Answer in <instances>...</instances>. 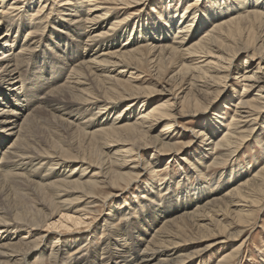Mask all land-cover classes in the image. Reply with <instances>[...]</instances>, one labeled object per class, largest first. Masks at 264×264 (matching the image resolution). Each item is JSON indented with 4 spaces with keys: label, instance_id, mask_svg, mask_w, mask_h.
Wrapping results in <instances>:
<instances>
[{
    "label": "bare ground",
    "instance_id": "6f19581e",
    "mask_svg": "<svg viewBox=\"0 0 264 264\" xmlns=\"http://www.w3.org/2000/svg\"><path fill=\"white\" fill-rule=\"evenodd\" d=\"M151 1L0 0V30L2 26L6 27L0 35V188L4 186L7 189L4 192L6 194L0 191V238L3 239L7 234L10 242H0V264H30L29 259L33 256L34 264H118V259H123L122 264H195V260L201 256L198 254L226 243L229 239L240 238L254 224V215L264 206V164L249 178L231 185L223 197L210 199L211 196L207 201L203 199L212 192L210 189L214 179L212 181L207 174L202 173L198 184L190 185L189 188L183 185L181 194L173 192L169 195L176 197L178 203L177 211L172 214L166 208L169 206L168 200L161 190L154 194L152 186L147 189L144 187L141 194L150 196L143 195L140 204H134L132 214L135 223L127 220L116 228L114 221L109 223V226L104 227V234L109 232L107 240L92 247L89 255L84 257H73L74 250L71 247L77 241H81V246L90 240L96 232L94 229L86 231L89 234L85 237L80 235L84 231H76L70 242L60 245L59 237L51 234L44 236L37 232L45 227L71 229L72 226L86 224L82 221L81 211L73 206L81 204L85 198L94 199L84 205L82 212H86L85 216L95 214L100 211L90 209L88 205L97 204V192L104 194V203L113 195L110 192L104 193L106 189L119 187L126 191L136 184L141 178L138 169L140 164L137 161L142 162L140 158L145 150L153 148L158 154L180 151L175 138L169 136L176 131L178 115H196L208 110L218 100L217 97L229 88L232 66L240 55L249 54L243 69L236 71L237 77L233 79L242 83L238 100L230 103L234 115L227 120L226 113L224 115L218 112L212 123L214 128L207 130L208 134L202 131L196 137H204L207 141V149H204L203 154L207 158L215 157L210 165L220 167L226 165L250 138H259L256 135L257 125L262 123L260 128L264 130V0H207L213 5L208 11H202L205 0H194L186 8L170 6L171 9L167 12L155 11L158 17L146 19L144 17H149L150 13L147 14L148 10L145 11L144 6L150 5ZM180 1L184 3L187 0ZM172 2L176 3L171 0L169 4ZM139 7L142 9L136 12L135 9ZM45 10L46 14H40ZM55 15L63 17L70 25L57 24L62 28L56 34L57 42L49 36L51 26L58 23ZM131 22L134 24L132 30ZM144 22L148 23L145 31ZM153 22L155 24H149ZM43 25L44 28L41 29ZM139 26L142 27L140 31ZM203 31L209 33L203 36ZM23 32L26 37L21 41L18 38ZM126 34L127 39L119 43L120 38ZM68 36L76 37L78 44L86 37V42H82L85 43L84 54L79 53V58L71 57L78 59L72 61L71 73L64 83L57 85V82L55 85L53 81L50 85L52 78L43 79L49 69L47 61L50 60V65L55 63L50 58L52 52L53 56H59L60 59L61 54L57 53H62L65 44L61 45V42L68 40ZM131 36L134 38L129 43ZM45 44L47 48H44ZM89 46L91 48L88 50ZM74 51L76 48L71 46L66 53L71 56L72 52L75 54ZM146 55L151 61L152 58L156 59L153 66L158 74H163L168 62L171 63L175 58L181 60L176 77L190 78L181 98L175 97L174 101L171 98L170 101L145 108L148 99L160 93L151 85L136 84L140 80L136 76L137 65L144 61ZM64 58L67 62L70 57ZM251 62L255 64L252 65ZM55 65L51 66L53 71H50L53 77ZM31 72L34 73L33 80L28 85ZM59 78L61 73L58 72L56 79ZM37 91L41 93L38 94ZM20 96L34 101L26 104L19 99ZM12 98L16 100L18 107L12 103ZM127 101L131 103H127L123 112H120L118 106ZM138 106L141 107L140 112L135 117ZM23 107H29L28 114L20 122ZM47 108L53 114L52 122L56 129L59 128L58 125L60 128L64 126L68 135L66 137L63 131L58 130L50 132L54 139L49 143L53 145L48 149L52 151L38 149L34 143L36 138L30 135L32 128L38 125V114ZM128 110L130 114L125 115ZM109 115L113 116L110 118ZM224 116L223 122L221 119ZM160 125L163 127L159 133L151 137L150 133ZM69 130L73 131L74 136H71L79 142L76 149L78 152L68 146H60L61 143L70 141ZM10 139V144L5 146ZM258 140L261 141H258L259 146L264 147L263 140ZM53 150H57L60 156L57 154L55 158L50 153ZM149 158L151 159L145 160V164L147 169L151 168L149 170L152 174L157 167L155 164L158 163V158L155 153ZM72 163H81L82 166L71 168L68 165ZM30 164L33 166L29 172H18L16 169ZM59 166L64 171L56 172ZM43 168L46 169V174H38ZM89 169L96 171L91 177H88ZM185 175L187 176L186 173ZM207 180L210 181L205 182ZM8 182L13 185L12 187L9 183V190ZM121 182L126 184L125 188L124 185L120 186ZM169 188L167 186L166 190ZM71 194L79 196L73 200L64 199ZM116 196L119 195H113ZM144 198H148V201H143ZM195 198L198 202H203L190 209ZM70 213L77 214V217ZM56 216L60 218L54 222L53 218ZM152 216L160 225L154 226ZM221 217H226L229 221L227 226L220 225L221 220L218 219ZM138 225L141 226L140 235L150 234L142 254L134 252L136 245H140L142 241L140 238L138 240V231H135ZM208 227H214V230L207 232ZM226 228H239V232H228L225 240L210 243L199 251H191L190 248L180 251L181 247H191L194 244L184 237L185 232H200L202 236L199 242H204L222 235ZM22 231L25 233L21 237L12 238ZM52 236L54 241L49 246L47 241ZM247 240L237 248L233 247L232 253L223 254L222 260L216 264H233L238 258L241 259ZM70 252L73 254L66 257ZM201 260L197 264H202ZM261 262L264 264V260Z\"/></svg>",
    "mask_w": 264,
    "mask_h": 264
},
{
    "label": "rangeland",
    "instance_id": "374dc122",
    "mask_svg": "<svg viewBox=\"0 0 264 264\" xmlns=\"http://www.w3.org/2000/svg\"><path fill=\"white\" fill-rule=\"evenodd\" d=\"M8 1H13V0H8ZM36 1L39 2V0H36ZM175 1H176V3L173 4V2H172V4H169L171 2V0H152L150 2V5L146 4L144 6V8H145L144 10L145 11L148 10L147 14L150 13L149 17L145 16L144 18L147 17L146 19H153L155 17H158L155 15V11L158 12V10H159L160 13L161 12L162 13L167 12V10L171 9L170 6L176 7V8L177 7L180 8L181 6H183V8H186L188 6V4L194 0H187L184 3L180 0H175ZM206 1L207 0H205L204 4L202 5L203 6L202 11H208V9H210V6L211 7L213 6L208 1L207 2ZM22 2H24V0H22ZM27 2H28V0H27ZM222 2H224V0ZM142 7L136 8L135 9L136 12L139 11L140 9H142ZM35 9L37 10L38 6H36ZM45 11L43 13H40V14H43V15L46 14L47 10H45ZM242 11H243V9H242ZM14 15H17V13H15ZM55 16H57V18H58V23L51 26V29H49V31H50L49 36L55 42H57L58 38H57L56 34H59V32L62 29L57 24L64 25L66 23L67 25H69V23L66 22L67 20L66 21L63 20V17L60 16V18H59L58 17L59 15H55ZM120 16H122V14H120ZM66 18L67 17H65V19ZM160 21L161 20L158 18V22H160ZM131 23L133 24V22H131ZM146 23L147 22H144V24H143L144 25V27H143L144 31L147 29L146 25L148 23L147 24ZM149 24H155V23L153 22V23H149ZM141 26H142V24H141ZM29 27H31V25ZM69 27H70V25H69ZM107 27H109V26H107ZM5 28H6L5 26H2V29L0 30V35L2 33H4ZM43 28H44V25L42 26L41 29H43ZM130 29L131 30L134 29V24L131 25ZM140 30H142V27L139 26L138 31H140ZM136 32H137V29L135 27V33ZM203 32H202L203 36L205 34L209 33V31H203ZM59 36H61V33ZM25 37H26L25 32H23L22 35H20V37L18 39L23 41ZM68 37H69L68 40H64L61 42V45L63 43V44H65V46L62 49V53H60V52L57 53V55L61 54L60 59H59V56L58 57L53 56L54 53L52 51H51L52 54L50 53V58L55 63L50 65L51 64L50 60L47 61V62H49V64H48L49 69H48V71H46V74H44V78H43V79H51L52 78L51 83H49L50 85L53 84V81L55 82V85L57 82H58L57 85L64 83L66 78L71 73L72 61L78 59L80 57V56H78L79 53H81L85 50L84 46H83L85 43L82 44V42H86V37L81 39V42L79 44L76 43V40H75L76 37H74V36H72V37L68 36ZM134 37H135V35H134ZM134 37L131 36L129 43L131 41H133L132 39ZM136 37H137V35H136ZM125 38L127 39V34L124 35L122 38H120V41H118V42L120 43L121 41L126 40ZM197 38L199 39L200 37L197 36ZM197 38H195V39H197ZM119 43H116V44L118 45ZM45 46H46V44L44 45V48H45ZM71 46H74L76 48V51H74L75 52L74 55L72 52V55L70 56L69 53H66V51H69ZM60 47H62V46H60ZM46 48H47V46H46ZM49 48L50 47H48V49ZM87 48L89 50L91 48V46H89ZM120 48H122V46H120ZM58 50H60V48H58ZM65 53L68 54V56L70 58H68V56ZM83 54H84V52H83ZM63 56L66 57V59L68 58L67 62L65 61V58ZM75 56H78V58L76 57L75 59H72ZM247 56H249V54L248 55H245V54L240 55L236 58L233 66H232L231 78L228 81L229 88L227 87L226 91L222 92L221 95L217 97L218 100H215V102L212 103V105L209 107L208 110L199 112L196 115H192V114H184L182 116L180 114L178 115V118H177L178 124L175 125L176 131H175V133H170L169 136L171 135V138L172 137H173V139L175 138L174 141H176L178 143L177 148H179L180 151H178V152L174 151V152H171L170 154H162V153L158 154L155 152L157 150L153 149V148H149V149L145 150L144 153H142V155H141L142 157L140 158L142 160V162H140L139 160L137 161L140 164L138 169H139V172L141 173V178L138 180V182L136 184H134L132 187L128 188L126 191H123V189L119 188V187L112 189V190L111 189H106L105 191L103 190L104 193H106V194L110 192V194H113V195L118 194L119 195L116 197H113V195H112L111 198L109 197L107 201H104V203H103L104 194H102L101 192L96 193V195H97L96 199L97 200L96 199L95 200L97 201V204H89L88 208L96 209V210H99L100 212H95V214H89L87 216H85L86 212H82L83 211L82 208L84 207V205L86 206L87 203H91L94 199L87 200L85 198L82 201L83 204L81 203L79 205L73 206L75 209L81 211L80 213H81L82 221L86 222V224L80 225L78 227L72 226L71 229H67L65 227L60 228V229H55V228L49 229V228L45 227V228L39 229L37 232L42 233V235H44V236L45 235L47 236V234H51L53 236L59 237L60 241H59L58 245H60V244H63L64 242H66V243L70 242L72 235L76 231H84V233H82L80 235L82 237H85V236H88V234H89V232H86V231H89L90 229L92 231V229H94V232L95 231L96 232L91 236L90 240H87V238H86L87 242L81 246H79V244H81V241H79V242L77 241V243L73 244V247H71V250L72 249L74 250V251L72 250L74 252V254H73V252H70V253H68V255L67 254L65 255L66 257L69 256V254L70 255L73 254L74 255L73 257H79V258L84 257L85 255L86 256L89 255L92 247H96V246L101 245V243L105 241L104 239L107 240V238L109 237V232L107 231L104 234V227L109 226V223L111 224V222L114 221V228H116L117 225H119L121 222L124 223L127 220H129V222L132 220L133 224L135 223V219H133V214H132L134 212L133 211L134 204H135V206L139 205L140 204L139 201H141V197H143V195L145 197L147 195L150 196V194H147V195L141 194L143 192L144 187L147 189V188L152 186V188H153L152 192L154 194L159 193L158 190L159 191L161 190L162 195L168 200L167 205H169V206H166V208L169 210V213L172 214L175 211H177L178 203L176 202V197H174V198L169 197V195L171 196V194L173 192L175 194H178V193L181 194V192L184 189L183 188L184 186L186 188H189L190 185L192 186V185L198 184L199 176L201 178L202 173L207 174L208 179H210L212 181L214 179V181L212 183L213 186L210 189V191H212V192H210V194H206L208 196H206L203 199L204 201H207L211 196L212 197L210 199H213L215 197H223L224 194H226L229 191L231 185H234V183H237V182L240 183L244 179L249 178L250 175L252 176L254 174V172L257 171L259 169V167L264 164V157H263L264 147L259 146V142H258V141H260V140H258L260 138L261 140H263L262 144L264 143V130H263V128H260V127H262V123L260 124V122H259L260 125H257L258 126V128H257L258 133L256 135L259 138L257 139L254 136L252 138H250V140L247 143H245V146H243L239 150V152H237L232 158H230L228 160L226 165L220 166V167H213V165H210L213 163V159H215V157L212 158V156H208V158H207L204 156L203 152L205 153L204 149L206 148L205 144L207 143V141L204 139V137H196L197 135L199 136L200 132H202V131L204 133H207V134H208L207 130L211 131L210 128L213 127L212 123L216 119L218 112L223 113L224 115L226 113L225 116H226L227 120L229 118H231V115L232 116L234 115V109H233V107H231L232 104H230V103H235L238 100L240 93H241V89H242V83L241 82L239 83L238 80H233V79H235L237 77V76H235L238 73L236 71H239V69L240 70L243 69L242 66H243L244 62L246 61ZM54 57H56V59ZM150 59L151 58L148 55H146L143 58L144 61L142 63H140V65H137L138 70H136V72L137 71L138 72L136 73L137 74L136 76H138V79H140V80L136 84H139V86H147V85L150 86L151 85V87L153 89L155 88L154 89L155 91H157V92L160 91V93H157V94H155V96L148 99V103H147V106L145 108H150L151 106H153L156 103L170 101L171 98H172L171 99L172 101H174L175 97L181 98L182 97V95H181L182 91H184L186 89V87L188 86V82L190 80V78L188 79V77L187 78H185V77L183 78L181 76L176 77L177 71L179 70V63L181 60L175 58L171 63L168 62L167 63L168 65L163 70V74H158L159 73L158 70L154 67L156 64V59L154 60V58H152V61ZM153 60H154V62H153ZM57 61H58V63H57ZM42 63H43V61H42ZM36 64L39 66V63H36ZM55 64H57L58 67ZM142 64H143V66H141ZM251 64L253 65L255 63L251 62ZM37 65H36V67H37ZM54 65L56 67V70H55V72H52V73L54 74L55 77H53L52 74L50 73V71H53L51 66H54ZM59 65H61V66H59ZM60 67H62L63 70ZM31 71H34V70H31ZM34 72L36 73L37 69ZM58 72L61 73V78L56 79ZM32 73L33 72H31V75L29 77L30 80H28V83H27L28 85L33 80V74L34 73L33 74ZM173 76L175 78L172 79ZM39 85H41V83H39ZM161 92H162V94H161ZM37 93L40 94L41 92L37 91ZM19 99L21 101H24V103H26V104L29 103L30 101L31 102L34 101V100H30L29 98H25V97H21V96L19 97ZM15 101L16 100H14L12 98V103H14V105L17 104V102H15ZM122 103L117 108L118 110H120V112L121 111L123 112V109L126 107V105H128L127 103H131V102L127 101V102H122ZM225 106H228V109H225ZM29 107H23V111L21 113L22 115L20 116V122L22 121L24 116L28 114L27 109ZM140 108L141 107L138 106V108L136 109L137 112H135V114H134L135 117H137L136 115L140 112ZM145 108L143 110H145ZM178 111H179V109H178ZM127 113H129V110L126 111L125 115ZM41 114H38L41 116V118H40V116L37 117V119H38L37 124L38 125L36 127L32 128L30 135L32 136V138H36V139H34V143H36L38 149H43V150L46 149L45 151H48L49 150L48 148H50L51 145H53V144H49L54 139L53 137H51V133L53 131H55V130L56 131L58 130L60 132L63 131V133H65L66 137L68 135L66 133L67 131H65L64 126H61V128H60V126L58 125L59 128L56 129V125H54L52 122V115L53 114H52V112L49 111L48 108L46 111H43V113H41ZM56 114L58 115V113H56ZM112 116L109 115L110 118ZM127 116L129 117V115H127ZM225 116L222 117V119H221L223 122H224ZM132 117H133V115H132ZM98 118H100V116ZM95 119H97V118H95ZM122 120H123V118L120 121H122ZM125 121H124V123H125ZM223 124H222V128H223ZM214 126H215V124H214ZM162 127H163V125H160L157 128H155L150 133L151 137L156 136ZM68 133L70 135V141L71 142L69 141L70 142L69 143L66 141L65 144L61 143L60 146H62V145L65 147L68 146L72 150L78 152L79 150H76V149H78V146H79L78 140L74 139L72 137V136H74V133L72 130H69ZM58 140L60 141V138ZM11 141H12V139L8 140L5 143V146H8ZM74 142H76V143H74ZM73 144H74V146H72ZM76 144H77V146H76ZM86 145L87 144H85V146ZM49 151H52V150H49ZM221 152H223L224 154H227L224 150H221ZM0 153H2V152H0ZM50 153L52 155H55V158L58 155L60 156V153L57 152V150L55 152L53 150V152H50ZM153 153H155V156L158 158L157 159L158 163L155 164V166H157L154 170L155 173L153 172V170H151L153 172L151 174L150 170H149L151 168L147 169L145 162L151 159L149 157ZM0 157H1V155H0ZM51 158H54V157L51 156ZM32 166H33V164H30V166L29 165L24 166L25 168L20 167L19 170H18V168H16V169L18 172H22V171L29 172L31 170ZM68 166H71V168L72 167L81 168L82 164L81 163H72V164H69ZM133 166L134 165H132V167ZM68 170H70V168L67 169L66 172ZM40 171H42V172H40ZM62 171H64V169L60 167L57 169L56 172H62ZM45 172H46V169L43 168V169H40L38 171V174L40 173L41 175H43V173H44V175H45L46 174ZM95 172L96 171L89 169L88 177L93 176V174ZM97 172H98V170H97ZM76 173H78V171ZM185 173L187 174L188 177L185 175ZM33 179L37 180V178L34 176H33ZM210 180H207L205 182H209ZM217 182H218V184H217ZM9 183L10 182H8V186H7L8 190L11 188L9 186ZM124 184H125L124 182H121L120 186L123 187L122 185H124ZM125 185H124V188H125ZM167 186H170V188L168 190H166ZM12 187H13V185H12ZM2 188H4V190H2ZM12 190L15 192L14 188ZM0 191L2 192V194H6L4 192H6L7 189H6V187L2 186L0 188ZM10 192H11V190H10ZM78 196H79L78 194H71V195L64 197V199L73 200V199H76ZM2 197H1V200H2ZM98 197H99V199H98ZM142 200L148 201V198H144ZM202 202L203 201L198 202V199L195 198L194 203L190 204V209L195 208V206H197L198 204H201ZM180 210H182V208ZM70 214H73V213H70ZM121 214H122V216H121ZM72 216L77 217V214L76 215L73 214ZM211 216H213V215L211 214ZM162 217L164 218V214L162 215ZM59 218H60V216H56L55 218H53V221L55 222V221L59 220ZM213 218H215V217H213ZM221 218L224 219V221ZM221 218L218 219V220H221L220 225L221 226H227L229 224V221L227 219H225L226 217H221ZM151 219L153 220V222H155L154 226H156L157 224L160 225L157 222V220H154V216H152ZM161 221H163V220H161ZM253 223L254 224L251 227L247 228L244 235L241 236L240 238H238L236 240L229 239L226 241V243L217 245L213 249L211 248L209 251L198 254L201 256L199 257L200 259L195 260L196 261L195 264H197L198 261L201 259H202L201 260L202 264H216L222 260L223 254L232 253L233 247L237 248L245 239H248V240H247L246 246L244 247L243 257L241 259L238 258V260L234 261L233 264H263L261 261L264 260V206L262 208H260L256 212V214L254 215ZM68 226H71V225H68ZM211 230H214V227H208V229L206 231L210 232ZM135 231H138V237H137L138 240L140 238V239H142V241H140V245H136V247L134 248V252H136L138 254H142L145 247H146L145 243H147V240L150 238V234L146 233L145 235H143V234L140 235V233H139V231H141L140 225H138V227L136 228ZM228 232L237 234L239 232V228H233V229H229V230H228V228H226L225 232L222 233V235L210 238L208 241H204V242H199V239L202 236V235H200V232L190 231V233H188V231H187V232H185L184 237L187 239H190L192 242H194V244H192L191 247L188 245H185V246L180 248V251H182L186 248H190L191 251L202 250L205 247H207L208 245H210V243L212 244V243L219 241V240H225L226 238H224V237L227 236ZM23 233H25V232L24 231L19 232V233H17L18 235L17 234L13 235V233H12L10 235L11 236L13 235L12 238H15V237H21V234H23ZM151 233H153V232H151ZM1 235H2V233L0 231V236ZM60 235L63 237H61ZM7 236L8 235L6 234V235H4L3 239L0 238V242H2V244L3 243H5V244L10 243L7 240ZM53 236L49 240L50 243L47 241V244H49V246H52V242L54 241ZM4 238H5V240H4ZM136 241H137V239H136ZM34 259H35V256H33L32 258L29 259L30 264L35 263ZM121 260H123V259H118L116 261L118 262V264H122L123 262H121ZM47 264H49V263L47 262Z\"/></svg>",
    "mask_w": 264,
    "mask_h": 264
}]
</instances>
